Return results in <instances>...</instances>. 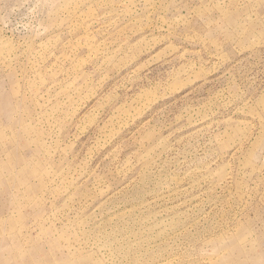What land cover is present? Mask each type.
<instances>
[{
	"label": "rangeland",
	"instance_id": "obj_1",
	"mask_svg": "<svg viewBox=\"0 0 264 264\" xmlns=\"http://www.w3.org/2000/svg\"><path fill=\"white\" fill-rule=\"evenodd\" d=\"M0 264H264V0H0Z\"/></svg>",
	"mask_w": 264,
	"mask_h": 264
}]
</instances>
